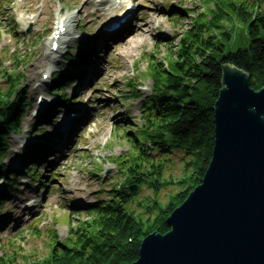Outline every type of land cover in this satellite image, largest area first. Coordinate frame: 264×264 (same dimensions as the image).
<instances>
[{
    "label": "rangeland",
    "instance_id": "rangeland-1",
    "mask_svg": "<svg viewBox=\"0 0 264 264\" xmlns=\"http://www.w3.org/2000/svg\"><path fill=\"white\" fill-rule=\"evenodd\" d=\"M1 1L0 93H8L11 75L15 74L21 78L19 89L28 100L20 130L8 135L9 152L4 162L9 171H18L27 160L25 153L36 146V141L49 137H43L41 127L47 128L52 135L56 130L49 121L46 126L40 122L41 113L50 109L53 100L59 98L60 93H54L58 88L53 77L77 76L78 81L83 78L77 71L70 70L83 59L84 51L91 45L90 39L99 33L101 22L109 17V11L104 10L99 0H94L95 4L92 0H10L6 6H2ZM134 2L139 10L130 27L132 31L144 27L149 33L143 38L131 37L134 42L130 45L131 39L125 40L129 34L122 31L120 38L114 39L107 47L104 62L98 67L100 72L92 75L91 83H87L88 86L80 92L78 83L68 89L79 103L67 111L84 106L91 112L82 118L68 145L49 155L48 169L44 164L38 167L44 173L39 175L42 178L23 185L21 178L17 177L20 191L10 194L8 201L2 204L1 218H10L2 225L0 257L12 254L11 264H31L46 258L51 250L50 231H55L60 240L66 241L71 236L72 226L77 229L88 220L81 211L92 205L97 197L105 198L108 189L122 182L119 179L122 174L120 162L115 159L130 156L131 143L127 137L133 138V133L139 136L140 131L146 128L142 105L155 82L150 55L153 54V58L162 61L168 69L167 48L176 49V45L178 49L179 39L193 19L206 15L214 6L204 0ZM88 6L92 7L91 10L85 11ZM101 8L105 16L98 17L94 13ZM149 12L152 14L147 19ZM68 13L77 15L78 25L71 26L66 44L74 35L77 38L65 44L60 55L53 56L49 53L48 44L55 34L57 18ZM178 14L180 19H176ZM231 29L234 44L245 46L247 26L234 23ZM174 38L176 40L172 44ZM68 57H71V62ZM44 74L50 76L44 78L48 81L46 89H43L46 92L39 88ZM45 93L49 94L46 98L49 103L39 105L38 96ZM41 108L43 111L39 112ZM54 156H60L61 161L54 162ZM174 160L178 162L180 159L176 156ZM166 168L173 179L181 174L180 162L176 166L172 164V167L168 163ZM5 185L0 175V190ZM175 190L174 184L162 190L159 194L162 203L167 202ZM148 194L149 191L143 190V195ZM30 200L36 203L31 204Z\"/></svg>",
    "mask_w": 264,
    "mask_h": 264
},
{
    "label": "trees",
    "instance_id": "trees-1",
    "mask_svg": "<svg viewBox=\"0 0 264 264\" xmlns=\"http://www.w3.org/2000/svg\"><path fill=\"white\" fill-rule=\"evenodd\" d=\"M204 1L212 3L213 8L193 19L181 35L178 49L176 45V49L167 48L169 68L150 55L155 82L142 105L146 128L139 136L133 133V138L127 137L131 155L115 159L120 162L122 182L108 189L105 198L97 197L94 204L81 211L88 220L77 229L72 226L66 241L51 230L49 255L31 264L135 262L142 240L150 233L170 230L168 216L205 175L214 147L213 107L222 88L224 66L245 71L254 89L264 88V0ZM233 22L247 26L245 46L234 44ZM63 78L60 75L56 81ZM10 79L8 93H0V175L7 181L0 190V213L8 193L18 190L14 188L17 181L11 177L15 172L4 163L9 152L8 135L20 130L28 106L26 95L19 89L21 78L12 74ZM65 98L68 100V93ZM61 103L57 101L55 106ZM51 114L45 112L40 122L43 124ZM46 154L43 144L36 145L25 154V166L43 162ZM179 162L181 174L173 179L166 165L172 167ZM173 184L177 190L162 203L159 194ZM132 185H136L134 195L130 194ZM143 190L149 194L143 195ZM4 221L0 218V231ZM12 261V254L0 257V264Z\"/></svg>",
    "mask_w": 264,
    "mask_h": 264
},
{
    "label": "water",
    "instance_id": "water-1",
    "mask_svg": "<svg viewBox=\"0 0 264 264\" xmlns=\"http://www.w3.org/2000/svg\"><path fill=\"white\" fill-rule=\"evenodd\" d=\"M205 175L132 264H264V88L225 65ZM136 186H131L135 194Z\"/></svg>",
    "mask_w": 264,
    "mask_h": 264
},
{
    "label": "bare ground",
    "instance_id": "bare-ground-1",
    "mask_svg": "<svg viewBox=\"0 0 264 264\" xmlns=\"http://www.w3.org/2000/svg\"><path fill=\"white\" fill-rule=\"evenodd\" d=\"M95 1L92 0V4H95L94 3ZM99 4H102L104 7H106L105 10H107V8L111 10L113 9H119L120 12L122 13H125V14H128L129 11V0H122L120 3H114L112 2L111 0H100ZM91 6H88L85 8V11H89L91 10ZM103 10V8L101 9H97L95 11V15H97L98 17H101V16H105L104 12L101 11ZM151 12H149L146 16L147 19L150 18L151 16ZM145 17V16H144ZM143 17V18H144ZM137 18V14H135V12H133L131 14V16H129L128 20H127V23L123 26V29H120L116 32H113V33H108L107 31H101L99 32L97 35H95V37L93 39H90L91 41V45H89V47L85 50L84 53L88 52L89 54L85 55L84 59H80V63L78 68H77V63L75 64V67L74 68H70L71 70L70 71H77L80 75L83 76V79H79L78 81V77L75 76V77H65L63 78L62 80H59L57 82V88L58 89H54L55 90V94L57 93H60L58 95V101L60 100L62 103L59 104L60 106V109L56 110L53 114H56L55 116H53V118H51V120L49 121V124H51V126H55V120L59 117V115H61L62 113H64V109H62L63 107H65L73 98V96H68V100H66L65 97H67V93H68V89L71 88L73 85H77L78 83V91L80 92V90H84L85 86H88L87 83H91V79H92V75L95 76V74H98L100 71H99V68H100V65L103 64L104 62V53L107 49V47L112 43V41L116 38H120V35H121V32L122 31H126V33H128L129 35H127V37L125 38V40L127 39H131V37H135V38H143L145 37L149 32H147L148 30L145 29L144 27H141L135 31H132V26L130 27V25L132 24V22ZM141 18V20L143 19ZM100 22V21H99ZM103 22V23H102ZM102 25L104 26V23L105 21H102ZM57 27L56 29L59 31V32H63L65 31L67 28H69V30L62 34L61 36H59L58 38H53L52 39V42L51 44L49 43L48 44V50H49V53L53 56H57L60 55L62 53V50L64 49V45L66 44V39L67 37L71 34V26H76L78 25V19H77V15L75 13H68L67 16H60L59 18H57ZM62 23V26H59V24ZM146 25V23H145ZM127 27H129L128 29H126ZM101 27H99V30H100ZM77 36L74 35L72 37V39H69V41H73L74 39H76ZM129 39V40H130ZM53 40H56L58 42L57 44V48L56 50H54V48L52 49L51 46L49 45H52L53 44ZM128 40V41H129ZM68 41V42H69ZM67 42V44H68ZM133 39H131L129 41V44L130 45H133ZM126 43V42H125ZM136 43V42H135ZM66 44V45H67ZM69 47V45L66 47L65 46V50ZM64 50V51H65ZM48 53V54H49ZM68 59L70 60L71 57H68ZM71 62V60H70ZM99 67V68H98ZM52 70V69H51ZM69 70V68H68ZM90 75V76H89ZM51 79V78H50ZM47 83L48 81H45L44 79L42 80V83L39 85V88L42 89V92H46V90H43V89H46V86H47ZM42 97L44 98H49V94H44ZM42 98V99H44ZM46 102V101H44ZM57 102V101H56ZM49 103V102H47ZM65 104V106H64ZM43 109V108H42ZM77 111V115L78 117L77 118H73L71 119L67 124H66V127L63 128V130H60L59 128L57 130L54 131L53 135L51 134L50 135V138H49V141H50V144H51V147L54 149V150H60L59 147H62V146H67L68 145V142H69V139L71 138L72 136V133L76 131V129H78V127H76V121L79 119V118H82L84 117L85 115H88V113H90L91 111H89V109H87L86 107H79L76 109ZM38 144H42L41 143V140L39 141ZM30 183H27V185H29Z\"/></svg>",
    "mask_w": 264,
    "mask_h": 264
}]
</instances>
